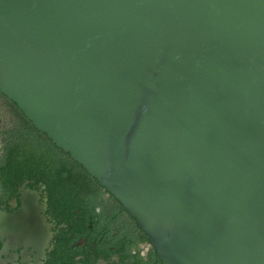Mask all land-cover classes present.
I'll list each match as a JSON object with an SVG mask.
<instances>
[{
    "label": "water",
    "instance_id": "obj_1",
    "mask_svg": "<svg viewBox=\"0 0 264 264\" xmlns=\"http://www.w3.org/2000/svg\"><path fill=\"white\" fill-rule=\"evenodd\" d=\"M0 91L163 264H264V0H0Z\"/></svg>",
    "mask_w": 264,
    "mask_h": 264
},
{
    "label": "flooded vegetation",
    "instance_id": "obj_2",
    "mask_svg": "<svg viewBox=\"0 0 264 264\" xmlns=\"http://www.w3.org/2000/svg\"><path fill=\"white\" fill-rule=\"evenodd\" d=\"M38 132L0 91V264H163L111 193L55 170Z\"/></svg>",
    "mask_w": 264,
    "mask_h": 264
},
{
    "label": "trees",
    "instance_id": "obj_3",
    "mask_svg": "<svg viewBox=\"0 0 264 264\" xmlns=\"http://www.w3.org/2000/svg\"><path fill=\"white\" fill-rule=\"evenodd\" d=\"M38 133L40 134V132H38ZM40 135H42V134H40ZM47 140L50 143L52 151H53L52 164H53V167L55 168V170H56V168L58 169L56 171H58L60 174H62L63 169L65 170L68 167L76 166V167H78L79 173H83L86 177L92 179L91 176H89L87 174V172L83 169V167L81 165H79L76 162H74L73 160H71L69 155L64 153L61 149L57 148L52 141H50L49 139H47Z\"/></svg>",
    "mask_w": 264,
    "mask_h": 264
}]
</instances>
